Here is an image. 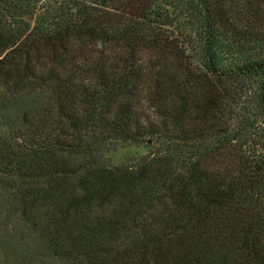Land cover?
Masks as SVG:
<instances>
[{"label":"trees","instance_id":"16d2710c","mask_svg":"<svg viewBox=\"0 0 264 264\" xmlns=\"http://www.w3.org/2000/svg\"><path fill=\"white\" fill-rule=\"evenodd\" d=\"M0 219L45 264H264V0H0Z\"/></svg>","mask_w":264,"mask_h":264},{"label":"rangeland","instance_id":"374dc122","mask_svg":"<svg viewBox=\"0 0 264 264\" xmlns=\"http://www.w3.org/2000/svg\"><path fill=\"white\" fill-rule=\"evenodd\" d=\"M152 150L150 142L120 144L105 156L111 166H134ZM4 220V219H3ZM0 219V264H45L40 261V245L35 237L28 235L22 226H8Z\"/></svg>","mask_w":264,"mask_h":264}]
</instances>
